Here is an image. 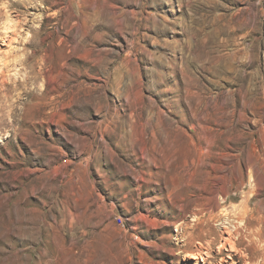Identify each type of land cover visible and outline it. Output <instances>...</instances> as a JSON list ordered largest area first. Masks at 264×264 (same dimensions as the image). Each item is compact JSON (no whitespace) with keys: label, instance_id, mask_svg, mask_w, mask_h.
Instances as JSON below:
<instances>
[{"label":"rangeland","instance_id":"obj_1","mask_svg":"<svg viewBox=\"0 0 264 264\" xmlns=\"http://www.w3.org/2000/svg\"><path fill=\"white\" fill-rule=\"evenodd\" d=\"M27 1L0 0V264H264V0Z\"/></svg>","mask_w":264,"mask_h":264},{"label":"bare ground","instance_id":"obj_2","mask_svg":"<svg viewBox=\"0 0 264 264\" xmlns=\"http://www.w3.org/2000/svg\"><path fill=\"white\" fill-rule=\"evenodd\" d=\"M34 0H28L27 2H29V5H31V7L33 6V4H34V6H35V4H36V2H33ZM33 8V7H32ZM231 228V227H230ZM258 231H259V229H258ZM262 232V231H261ZM225 233H226V235H228V236H226V237H223L222 238V243L220 244V247H225V245H228V247H229V250L230 251H235V243H234V241H232L231 240V235H232V233H231V230L227 227L226 229H225ZM257 233V232H256ZM259 233V232H258ZM259 235V234H258ZM263 237V236H262ZM258 239H259V237H258ZM260 239H261V237H260ZM262 240V239H261ZM190 258H196L194 255H192V254H189L188 255ZM246 256V258L248 257L247 255H245ZM200 257H202V256H200ZM251 258V257H250ZM247 261V260H246ZM249 262V261H248ZM254 263V262H253ZM258 263V262H257ZM256 262H255V264H257Z\"/></svg>","mask_w":264,"mask_h":264},{"label":"built area","instance_id":"obj_3","mask_svg":"<svg viewBox=\"0 0 264 264\" xmlns=\"http://www.w3.org/2000/svg\"><path fill=\"white\" fill-rule=\"evenodd\" d=\"M118 220H119V223H121V220H120V218L118 217Z\"/></svg>","mask_w":264,"mask_h":264}]
</instances>
